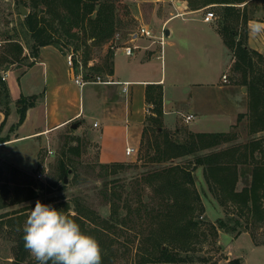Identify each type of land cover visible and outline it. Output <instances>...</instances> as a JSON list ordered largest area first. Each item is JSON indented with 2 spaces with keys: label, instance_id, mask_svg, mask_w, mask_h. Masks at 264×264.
<instances>
[{
  "label": "trees",
  "instance_id": "trees-1",
  "mask_svg": "<svg viewBox=\"0 0 264 264\" xmlns=\"http://www.w3.org/2000/svg\"><path fill=\"white\" fill-rule=\"evenodd\" d=\"M19 1L23 5L29 4L31 10L19 21V28H12L13 33L8 37L9 42H16L12 44L15 50L21 51V40H24L30 58L37 57L40 47L44 45L50 44L58 49L71 46L74 52H80L83 46L81 65L85 69L79 70V60H75V73H81L83 80L88 81L91 69L101 81L110 80L108 77L113 72L114 35L119 32L120 24L116 0ZM203 1L202 5L211 2L222 3V24L218 31L223 43L232 53L231 67L241 73V84L248 88L249 132L263 130L264 78L260 79L254 72L257 69V61L262 60L264 56L251 48L247 42V22L251 19L249 13L253 10L246 8L245 4L243 8L232 4L244 0ZM88 40L94 45H108L104 67H90ZM2 61L8 64L16 61V58L5 55L0 59V63ZM3 87L6 103H9L7 85ZM28 96V101L22 94L17 99L20 115L14 126L23 121L27 108L34 105L38 97L37 94ZM145 97L151 104V111L145 118L136 162L129 164L123 161H99L97 164L98 175L103 178L101 192L108 204L107 215L102 216L98 211L79 202H75L77 205L73 208L67 202L54 204L53 207L71 215L82 231L93 237L105 235L110 240H115L122 234L134 238L137 236L139 247L143 246L147 251L141 254L137 261L139 264H186L189 260L195 264L188 253L197 249L198 242H205L207 235L200 231L201 220L198 215L204 212V205L195 185L194 170L198 165H202L203 177L213 197L221 206L238 212L237 216L217 217L208 224V229L213 232L212 239L216 240L219 230L236 237L243 228L242 216L245 217L247 230L248 224H264V161L254 156L255 150H262V140L253 138L216 150L219 144L232 140L234 134L225 131L193 132L183 128L186 131L183 137L181 127L173 131L163 127L161 85L148 84ZM4 114L6 119L8 110H5ZM244 115L241 113L238 118ZM7 139L9 138L0 137V142ZM74 139L76 144L68 149L78 154L79 138ZM213 147L215 150L211 149ZM206 148L210 150L203 152ZM183 158H187V161L180 162ZM139 162L160 165L140 174L138 178L133 177L138 185L141 181L150 184L152 193L148 200L142 198L144 188L136 186L123 195L117 186L109 184L108 181L110 174L114 175L131 165L137 166ZM75 166L73 158L69 157L68 163L61 160L60 178L63 180V175L73 171ZM240 181L243 184L239 187ZM65 182L63 181L61 187L66 186ZM29 183L25 181L14 184L13 203L35 196V190L27 193L26 188H21ZM29 214L30 212L27 215Z\"/></svg>",
  "mask_w": 264,
  "mask_h": 264
},
{
  "label": "rangeland",
  "instance_id": "rangeland-1",
  "mask_svg": "<svg viewBox=\"0 0 264 264\" xmlns=\"http://www.w3.org/2000/svg\"><path fill=\"white\" fill-rule=\"evenodd\" d=\"M27 2L29 1L27 0ZM186 3L188 6L187 8H192L202 6L204 1L186 0ZM21 4L22 3L19 0H0V59L5 55L16 58V61L12 63L7 64L5 61L0 63L1 138H10L15 135L18 126H14V124H16L20 115L19 104L17 103L18 96L15 98L10 96L9 103H6L3 86L6 84L9 91L8 82L13 84L16 77L27 69L32 62V59L28 56V49L25 46L24 40H21V51L15 50L12 46V44H16V42H9L8 40L9 35L13 33L12 28H19V21L23 18V15L20 12ZM170 4L172 8L175 6L171 1ZM23 6L28 12L31 10L29 4ZM243 6H240V8H243ZM245 6L246 8L253 10V12L249 13L251 19L247 22L248 42V37L253 25H264V0H249L245 3ZM116 7L117 13L119 14L120 24L118 27L119 32H116L114 35V50L121 48V45H125L130 38L128 33L136 31L138 27L137 22L130 11L131 6H129L125 0H116ZM211 9L214 10L217 16L211 22V26H213L219 33L218 29L222 24L223 6L217 4L212 6ZM191 17H195V15L188 14L179 16L172 20L170 24H180L185 22L182 18L186 19ZM261 35L264 36V33ZM179 41L182 48L178 51H176L175 48H169L168 45H165L167 54H164L163 62L165 61L166 65L163 64V70L167 76V83L168 79L170 80V54H173L174 57L177 56L179 60L182 61L184 60L182 56L185 55L186 58V51H188L189 57H197L198 62L196 65H204L201 63L203 60L201 44L196 43L190 37L181 38ZM87 44L90 46V59L88 61L90 67H104L105 54L108 45L106 43L94 45L91 40H88ZM11 47L13 48L12 51L10 50ZM185 48H188V50H183ZM224 48V65H219V60L216 61L215 58V65L213 68L210 71L203 72L211 77V80L216 86L217 82L221 80V73L223 72L227 75V82H221L227 86H223L217 90L215 89V100L219 103V109L227 111L226 114L229 115L230 118H227L226 121L231 119L234 123L228 128L226 126V121L215 119L214 127L215 130L228 129L225 132H232L234 138L229 142L219 144L216 146V150L225 148L229 145L244 143L253 138H261L262 150H255L254 156L256 159H262L264 161V129L255 133L249 132L248 88L246 85L241 84V73L239 71H234L231 67L233 62L231 51L226 45ZM59 50L60 53L64 50L65 53L63 54L65 59H67L68 54H72L73 67L75 60H79V62L77 61L79 70L85 69V67L81 65V52L83 46L81 47L80 52H74L71 46H65L63 49ZM257 51L261 52L264 56V49H262V51ZM217 56H219V53L215 55V57ZM256 66L257 69L254 74L260 79H263L264 57L262 60L257 61ZM90 74V80L86 81V85L84 86V103L85 105L90 103L89 108L99 111L102 108L104 96H109V94L115 95V91L113 88H106L104 82H101L99 77L96 76V73L92 72L91 69ZM2 76H4V78H2ZM188 76L189 75L182 74L181 79L183 82L190 81ZM190 77L192 80L198 79V81L199 79H208L193 78L192 75H190ZM242 87H244V89H242ZM13 88L15 90L14 86ZM206 92L208 93L209 90ZM22 95L26 97V101L29 100L28 95ZM38 97L40 96L38 95ZM5 110H8L9 112L6 119H4ZM241 113L245 115L238 118V115ZM195 121L196 120H192L190 124L193 125ZM180 127L181 136L184 137L186 135L185 130H189L187 124L181 121ZM71 128L72 126L67 125L63 128L31 139L0 146V264H38V262L25 249L23 240V226L28 216L27 214L35 206L37 200L51 206L54 204H60V202H67L70 204L71 208H73L74 205H77L75 202H79L87 208L94 209L100 214L103 212L104 215H107L108 204L105 202L101 192L103 178L98 175L99 167L97 165L99 162L98 140L100 125L98 123L97 125H94L93 122H91V119H82L74 128H72V131ZM183 128L185 130H183ZM76 137L79 138L77 140H79L80 143L78 154L71 152L68 149L69 146L76 144V140L74 139ZM49 149L52 150V153H49ZM69 157L73 158L76 166L73 171L70 170V172L64 174L62 180L60 178V161L63 160L68 163ZM136 160L137 158L134 160L128 159L123 162L133 164ZM185 161H187V158H183L180 162ZM156 166L160 165L141 164L140 162L137 166L131 165L114 175L110 174L108 176L109 184L117 186V188L123 192V195L127 190L135 189L136 186L140 189L144 188L142 198L148 200L152 193L150 184L141 181L138 185L135 183L133 177L137 176L136 178H138L140 174ZM38 173H40V175H38ZM194 174L195 185L200 194L202 193L209 198H212L213 195L208 189L204 177L202 179L200 174L196 172H194ZM64 178H66V186L61 187ZM25 181L30 182L29 185H27L28 187L25 186L21 188H26L27 193H30V190L32 189L35 190V196L24 201L13 203L14 184H20ZM242 184L243 182L240 181L238 186L240 187ZM60 207H62V205H60ZM122 212L124 213L125 210L123 209ZM237 213L236 210L230 207L225 208L221 206L216 198L215 205L208 204L204 207V212L201 215L199 214L198 218L201 220L200 231L207 235L204 239L205 242H198L196 244L197 249L188 253L195 264H264V224L259 226L248 224L247 226L249 229L247 230L245 228V217L242 216L241 225L243 228L236 237L227 233V236L225 234V236L223 235L221 238V236L218 235L216 240L212 239L213 232L208 229V224L215 221L217 217L227 215L237 216ZM219 231L218 233H220ZM222 232L224 231H221V233ZM228 235L231 238L228 237ZM95 238L99 242L102 250L101 264H139L137 261L140 259L141 254L147 252L144 250L143 246L142 248L139 247L137 236L134 238L128 234H122L118 235L115 240H110L105 235H99ZM186 264H192V261L189 260Z\"/></svg>",
  "mask_w": 264,
  "mask_h": 264
},
{
  "label": "crops",
  "instance_id": "crops-1",
  "mask_svg": "<svg viewBox=\"0 0 264 264\" xmlns=\"http://www.w3.org/2000/svg\"><path fill=\"white\" fill-rule=\"evenodd\" d=\"M125 1L131 6L130 11L138 27L144 24L152 28L156 34L164 32L162 54L159 43L145 36H138L132 41L128 39L127 43L135 46L129 55L125 54L122 48L115 49L112 57L113 72L108 77L110 80L104 82L106 88L114 89L115 95L104 96L102 108L100 106L101 109L95 111L96 109L89 108L90 103L85 105L83 96L86 83L82 88L75 82L74 78H82V75L75 73L74 67L67 63L63 52L60 53L57 47L50 44L40 47L37 57L30 58L32 62L28 68L16 77L13 84L8 82L12 98L19 97L20 94H37L40 97L36 98L34 105L27 108L15 135L0 142V146L31 139L67 125L72 126L82 119H91V122L97 121L100 125L98 140L100 162L134 160L138 156L145 118L151 111V104L145 97L148 84H159L162 87L164 128L175 130L180 127L183 115L191 113L192 119L185 123L193 132L228 130H215L214 127L215 119L226 121L230 118L226 110L219 109V103L215 100V89L226 87L227 85L221 82L227 81H223L221 77L216 86L211 77L203 73L213 68L215 58L216 61L219 60V65H224L225 44L221 35L211 26L212 21H203L201 14L196 11L199 7L187 8L186 1L181 3L173 0ZM170 1L175 5L173 8ZM188 14L195 17L182 18L185 22L180 24H170L176 17ZM187 37L201 44L203 56L201 63L204 65H196L197 57H189L188 51L186 58L185 55L182 56L184 59L182 61L170 54V80L168 79L167 83V76L163 70V64L166 65V62H163L164 54H167L165 45L175 48L176 51L181 50L179 40ZM248 44L262 51L264 36L261 34L254 36L251 32ZM218 53L217 58L215 55ZM182 74L189 75L190 81L183 82ZM190 75L193 78L208 79L192 80ZM192 120H196L193 125L190 124ZM233 123L234 121L230 119L226 121V126L229 128ZM127 146L132 148L129 154L125 152ZM211 149L215 150V147ZM209 150L206 148L202 151ZM194 172L200 174L203 179L202 165H198ZM201 196L204 207L208 204L215 205L213 196L209 198L202 193ZM219 232L221 238L225 234L227 236V233Z\"/></svg>",
  "mask_w": 264,
  "mask_h": 264
},
{
  "label": "clouds",
  "instance_id": "clouds-1",
  "mask_svg": "<svg viewBox=\"0 0 264 264\" xmlns=\"http://www.w3.org/2000/svg\"><path fill=\"white\" fill-rule=\"evenodd\" d=\"M251 32L264 33V25H253ZM23 233L24 247L38 264H101L97 239L82 231L71 215L39 200L26 218Z\"/></svg>",
  "mask_w": 264,
  "mask_h": 264
},
{
  "label": "built area",
  "instance_id": "built-area-1",
  "mask_svg": "<svg viewBox=\"0 0 264 264\" xmlns=\"http://www.w3.org/2000/svg\"><path fill=\"white\" fill-rule=\"evenodd\" d=\"M173 1L174 2L178 1L181 3L182 1H186V0H173ZM248 1L249 0H244L243 2L232 3V4L237 5V6H243ZM217 4H222V3H216V2L207 3V4L202 5L199 8H197L196 11H198L201 14V18L203 21H206V22L213 21L217 16H216L214 10L211 9V7L215 6ZM138 36H145L146 38L151 39V41H153V42L157 41L160 45L161 54H162V50H163V46H164V40H165V35H164L163 31H160L159 34H156L152 30V28L143 24V25H140L136 31H132L129 33V37H130L129 41L134 40ZM133 47H135V46H133L132 44H129V43H126L125 45H121V48L123 49L124 53L128 54V55L132 53ZM67 63L69 65L73 66L71 53L67 55ZM221 77H222L223 81H227V75L225 73H223L221 75ZM2 78H4V76H2ZM74 80L81 87L86 83V81H84L82 78H79V77H75ZM101 82H105V81H101ZM192 117H193V114H191V113L185 114V115H183V121L187 123L192 119ZM93 124L97 125V121H94ZM131 150H132V148L127 146L125 148L126 154H129L131 152ZM48 151H49V153H52L51 149H49ZM38 175H40V174H38Z\"/></svg>",
  "mask_w": 264,
  "mask_h": 264
},
{
  "label": "water",
  "instance_id": "water-1",
  "mask_svg": "<svg viewBox=\"0 0 264 264\" xmlns=\"http://www.w3.org/2000/svg\"><path fill=\"white\" fill-rule=\"evenodd\" d=\"M20 12L23 16H25L28 13L27 9L22 4L20 5ZM242 89H244V87H242ZM75 126L76 124H73L72 128H74ZM64 181H66V178H64Z\"/></svg>",
  "mask_w": 264,
  "mask_h": 264
}]
</instances>
